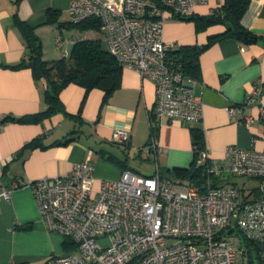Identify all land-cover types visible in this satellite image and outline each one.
<instances>
[{"label":"crops","instance_id":"obj_1","mask_svg":"<svg viewBox=\"0 0 264 264\" xmlns=\"http://www.w3.org/2000/svg\"><path fill=\"white\" fill-rule=\"evenodd\" d=\"M249 1L242 23L259 36L258 40L245 44L222 38L199 56L200 75L192 79V87L203 101L202 120L187 123L162 118L153 131L150 116L156 101L155 82L134 69L123 68L120 86L106 103L102 89L86 92L83 86L70 83L60 93L65 111L39 114L47 109L45 82L37 81L30 67H13L27 60L28 52L16 15L34 28L46 60L70 55L75 37L100 39L108 49L104 32L69 25L71 0H0V121L9 117L0 128V160L6 162L3 183L10 186L18 177L27 181L54 177L89 159L95 165L94 186L100 187L102 179L120 177L124 168L118 161L132 169L129 161L133 158L146 155L153 160L148 152L153 136L162 147L158 155L162 171L189 168L196 158L192 128L203 130L213 161H221L230 145L264 153V118L259 113L264 92L260 101L245 108L244 114L254 117L250 125L243 123L238 110L257 81L264 85V0ZM223 2L198 3L192 14L208 15ZM49 11L52 22H47ZM225 28L213 24L198 29L194 19L169 15L163 36L179 45H203ZM57 38L62 39L60 45ZM229 106L236 108L234 115L228 113ZM22 116L30 119H10ZM117 128L130 131L128 145L113 143ZM256 181V185L248 187L243 182L241 186L256 187ZM64 241L61 233L48 228L30 186L14 189L10 201L0 200V264H41L51 256L71 251L65 249Z\"/></svg>","mask_w":264,"mask_h":264},{"label":"built area","instance_id":"obj_2","mask_svg":"<svg viewBox=\"0 0 264 264\" xmlns=\"http://www.w3.org/2000/svg\"><path fill=\"white\" fill-rule=\"evenodd\" d=\"M207 2L71 0L69 19L72 23L99 19L108 50L121 67L155 82L151 127L162 118L194 123L203 118V101L194 94L193 80L181 64L168 59L167 51L179 44L164 39L163 26L167 16L190 15L196 4ZM61 41L57 38L56 44ZM263 92L262 81H257L238 108L244 124L254 121L244 114L245 108L260 101ZM227 110L236 113L233 106ZM259 113L264 118L262 104ZM112 141L128 145L130 131L115 129ZM161 151L153 136L148 152L155 172L143 175L124 169L117 179H102L94 196L95 165L89 159L54 177L15 178L10 186L2 181L6 162L0 160V200L10 201L14 189L30 186L48 228L75 245L41 264H246L240 235L256 243L264 262V153L230 145L221 161H213L205 147L196 160L205 165L200 189L164 177L158 162ZM233 177L259 183L244 188Z\"/></svg>","mask_w":264,"mask_h":264},{"label":"trees","instance_id":"obj_3","mask_svg":"<svg viewBox=\"0 0 264 264\" xmlns=\"http://www.w3.org/2000/svg\"><path fill=\"white\" fill-rule=\"evenodd\" d=\"M18 1L20 0H16V2ZM249 3V0H224L221 6L211 11L208 15L199 16L190 14L184 17L177 16L181 19H194L198 29H203L213 24H223L226 28L222 33L211 36L208 42L203 45H179L174 49L168 50V59L175 64H181L184 74L191 79H195L200 75L199 56L202 50L215 41L222 38H234L245 44L257 41L259 36L242 23L243 15ZM52 14L49 11L47 22L53 21ZM15 20L23 34L28 52L27 60L13 67H30L35 79L37 81H44L46 84L44 95L47 109L39 114L45 116L57 111H65L60 93L70 83L83 86L86 92L93 88L102 89L104 91L103 103H106L113 92L120 86L123 68L104 46L102 40L79 39L74 43L70 55L57 60H46L43 58L42 41L35 33L34 28L21 20L17 15ZM69 25L79 27L82 30H101V22L97 18H92L81 23H72L70 21ZM8 119L9 117L1 120L0 123L5 124ZM10 119L24 122L30 118L29 116H22L17 118L11 117ZM155 127H152L153 131ZM191 134L196 154L195 161L189 168L163 170L162 175L180 183H193L200 189H203V183L206 179L205 165L197 164L196 162L198 154L206 147L203 130L192 128ZM113 143L122 146L115 142ZM31 144L37 145L36 142H32ZM112 159L118 161L114 157ZM118 163H121L124 169H129L123 162L118 161ZM218 182V179L215 180V183ZM240 236L244 247L245 263L264 264L258 255L259 248L256 243L243 235ZM74 246L72 241L65 237V249L67 251L72 250Z\"/></svg>","mask_w":264,"mask_h":264},{"label":"rangeland","instance_id":"obj_4","mask_svg":"<svg viewBox=\"0 0 264 264\" xmlns=\"http://www.w3.org/2000/svg\"><path fill=\"white\" fill-rule=\"evenodd\" d=\"M67 54V53H66ZM146 153V152H144ZM130 167L137 173L143 174V175H152L155 172V162L153 160L148 159L146 155L143 157H136L133 158L129 161ZM233 180L237 182L238 185H242L244 182L246 185L245 186H253L256 185L257 181L256 179H246L243 177H233ZM243 183V185H244ZM98 186H94L93 189V196L96 194L98 191Z\"/></svg>","mask_w":264,"mask_h":264},{"label":"water","instance_id":"obj_5","mask_svg":"<svg viewBox=\"0 0 264 264\" xmlns=\"http://www.w3.org/2000/svg\"><path fill=\"white\" fill-rule=\"evenodd\" d=\"M157 129H158V125L155 127V130L157 131Z\"/></svg>","mask_w":264,"mask_h":264}]
</instances>
